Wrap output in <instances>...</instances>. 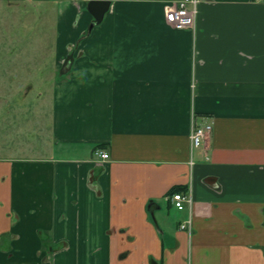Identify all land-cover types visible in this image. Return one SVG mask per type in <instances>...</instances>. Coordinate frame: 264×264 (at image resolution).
<instances>
[{"label":"crops","instance_id":"obj_1","mask_svg":"<svg viewBox=\"0 0 264 264\" xmlns=\"http://www.w3.org/2000/svg\"><path fill=\"white\" fill-rule=\"evenodd\" d=\"M0 1L53 11L60 89L49 154L0 157V264H264V0Z\"/></svg>","mask_w":264,"mask_h":264},{"label":"rangeland","instance_id":"obj_2","mask_svg":"<svg viewBox=\"0 0 264 264\" xmlns=\"http://www.w3.org/2000/svg\"><path fill=\"white\" fill-rule=\"evenodd\" d=\"M48 10L38 3L0 1V157L45 156L53 147L51 92L60 89L53 79L56 33Z\"/></svg>","mask_w":264,"mask_h":264},{"label":"built area","instance_id":"obj_3","mask_svg":"<svg viewBox=\"0 0 264 264\" xmlns=\"http://www.w3.org/2000/svg\"><path fill=\"white\" fill-rule=\"evenodd\" d=\"M198 0H178L173 7H167L165 10L166 21L175 28H190L193 27L195 16L197 13ZM211 123H202L190 132V142L192 148L200 147L208 133L211 131ZM95 154L100 159H107L109 154L103 149H96ZM171 199L176 208L183 209L185 205H190L192 202L191 194L189 192H175L171 194ZM181 228L190 229V217L185 219L180 224Z\"/></svg>","mask_w":264,"mask_h":264},{"label":"water","instance_id":"obj_4","mask_svg":"<svg viewBox=\"0 0 264 264\" xmlns=\"http://www.w3.org/2000/svg\"><path fill=\"white\" fill-rule=\"evenodd\" d=\"M110 2L111 0H89L87 2V10L94 18V20L88 26L89 29L102 20L104 13L109 8Z\"/></svg>","mask_w":264,"mask_h":264},{"label":"trees","instance_id":"obj_5","mask_svg":"<svg viewBox=\"0 0 264 264\" xmlns=\"http://www.w3.org/2000/svg\"><path fill=\"white\" fill-rule=\"evenodd\" d=\"M97 147L98 148L104 147V144L100 143V144L97 145ZM171 191H172L171 193H175V192H178L179 189L178 188H172Z\"/></svg>","mask_w":264,"mask_h":264}]
</instances>
